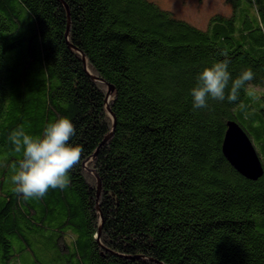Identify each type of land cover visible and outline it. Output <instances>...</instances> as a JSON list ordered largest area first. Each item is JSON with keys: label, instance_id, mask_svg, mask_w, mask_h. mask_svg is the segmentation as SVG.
<instances>
[{"label": "trees", "instance_id": "1", "mask_svg": "<svg viewBox=\"0 0 264 264\" xmlns=\"http://www.w3.org/2000/svg\"><path fill=\"white\" fill-rule=\"evenodd\" d=\"M229 1L199 28L153 0H0V264H264V0ZM222 53L259 99L194 109ZM61 117L81 161L65 189L24 200L8 137ZM229 121L262 163L255 180L221 151Z\"/></svg>", "mask_w": 264, "mask_h": 264}, {"label": "clouds", "instance_id": "2", "mask_svg": "<svg viewBox=\"0 0 264 264\" xmlns=\"http://www.w3.org/2000/svg\"><path fill=\"white\" fill-rule=\"evenodd\" d=\"M222 55L225 56L224 60L203 68L197 75L195 85L190 90L194 109L208 108L209 100L235 102L241 89L246 90L248 97L259 99L250 86L254 79L252 70L245 69L233 78L228 71L227 53ZM74 134L75 127L66 117L47 124L38 137L28 134L23 126L12 131L8 139L14 151L22 154L11 165L15 193L22 194L24 200L40 199L49 189L63 190L69 186V173L80 163L83 153L81 145L69 143Z\"/></svg>", "mask_w": 264, "mask_h": 264}, {"label": "water", "instance_id": "3", "mask_svg": "<svg viewBox=\"0 0 264 264\" xmlns=\"http://www.w3.org/2000/svg\"><path fill=\"white\" fill-rule=\"evenodd\" d=\"M112 93L108 86L106 98ZM112 119V113L108 111ZM221 151L230 165L242 176L257 179L263 173V166L246 132L234 121L226 124Z\"/></svg>", "mask_w": 264, "mask_h": 264}, {"label": "rangeland", "instance_id": "4", "mask_svg": "<svg viewBox=\"0 0 264 264\" xmlns=\"http://www.w3.org/2000/svg\"><path fill=\"white\" fill-rule=\"evenodd\" d=\"M161 7L170 10L176 17L185 19L199 28H205L214 14L229 15L232 11L229 0H153ZM257 3L256 0H253ZM258 5V4H257ZM264 93V88L254 87ZM38 253V252H37ZM17 260V261H16ZM10 264H32L31 257L24 253Z\"/></svg>", "mask_w": 264, "mask_h": 264}]
</instances>
